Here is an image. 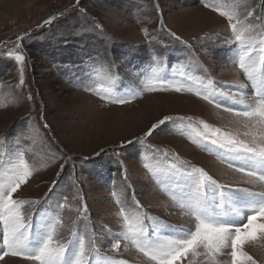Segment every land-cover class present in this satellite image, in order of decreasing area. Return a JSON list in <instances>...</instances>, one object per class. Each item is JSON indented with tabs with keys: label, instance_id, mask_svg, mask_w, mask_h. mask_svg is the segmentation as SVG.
I'll list each match as a JSON object with an SVG mask.
<instances>
[{
	"label": "rangeland",
	"instance_id": "1",
	"mask_svg": "<svg viewBox=\"0 0 264 264\" xmlns=\"http://www.w3.org/2000/svg\"><path fill=\"white\" fill-rule=\"evenodd\" d=\"M205 3L221 0H0V139L6 140L8 149L24 151L39 169L15 194L40 201L27 205L26 212L56 211L63 197L68 198L72 210L63 211L60 242L73 240V231L86 238L95 235L102 257L148 264L124 241L119 250L110 247L122 224L116 200L132 209L139 202L149 227L162 222L170 230L179 229L185 217L160 190L145 163L158 165L175 181L182 182L185 170L195 167L222 185L257 187L244 183L247 177L228 167L227 153L186 130L189 123L199 127L200 120L236 130L234 118L223 107L238 109L239 99L248 101L255 95L234 66L236 43L227 20ZM246 6L254 9V20L261 18L257 23L264 20V0H247ZM50 17L55 19L45 24ZM9 51L25 54L22 86L20 65ZM154 66L170 82L193 92L211 91L222 107L189 91H146ZM101 83L116 98H135L123 105L100 99L94 93ZM153 96L198 102L193 101L192 108L167 106L163 104L167 100L156 105ZM165 116L174 119L145 136ZM256 245H246L245 250L257 264H264V242ZM201 261L198 257L194 264ZM6 263L33 264L14 256L0 260Z\"/></svg>",
	"mask_w": 264,
	"mask_h": 264
},
{
	"label": "snow or ice",
	"instance_id": "2",
	"mask_svg": "<svg viewBox=\"0 0 264 264\" xmlns=\"http://www.w3.org/2000/svg\"><path fill=\"white\" fill-rule=\"evenodd\" d=\"M246 5L247 0H221L219 4L205 3L204 6L227 20L231 38L236 43L234 66L246 76L255 89V95L248 101L239 99L237 103L241 107L238 109L223 107V111L234 118L236 130L215 127L203 120L198 122L199 127L189 123L186 130L190 136L208 141L227 153L225 162L228 167L247 177L244 183L258 185V190L219 184L204 169L195 167L185 170L182 182L175 181L158 165L145 163L144 167L156 179L160 190L186 218V226L170 230L161 222L149 227L145 224L147 217L140 210L139 202L132 209L117 199L122 224L120 232L113 234L112 249L119 250L121 241H124L125 247L134 248L148 264H194L198 257L202 258L201 264H257L245 246L264 242V20L257 23L256 20L261 18L254 20V9ZM53 19L55 17H50L45 24ZM143 31L147 36V29ZM175 39L180 40V37L175 36ZM7 54L20 65L19 83L22 86L25 54L15 51ZM160 72L158 66L151 69L146 91L193 92L192 88H186L180 82L162 78ZM104 79L108 85L112 84L107 72ZM98 87L94 94L113 104L123 105L135 98H116L111 95L110 87L103 83ZM239 87L244 88L245 85ZM193 94L215 107H222L212 99L211 91L196 90ZM173 119L171 116L160 119L145 136H151L159 126ZM241 127L244 129L242 132L238 130ZM199 141L193 140L194 143ZM171 167L175 168V165ZM36 171L39 169L25 158L24 151L10 150L6 140L0 139V241L3 246L0 260L14 256L33 264H128L124 260L117 262L102 257L95 235L86 238L73 231V240L60 242L58 235L59 229L64 227L63 211L72 210L67 197L56 205V211L26 212L27 205L39 204L40 201L20 199L15 194ZM86 211L85 206L83 212ZM33 215L38 219L33 220Z\"/></svg>",
	"mask_w": 264,
	"mask_h": 264
},
{
	"label": "bare ground",
	"instance_id": "3",
	"mask_svg": "<svg viewBox=\"0 0 264 264\" xmlns=\"http://www.w3.org/2000/svg\"><path fill=\"white\" fill-rule=\"evenodd\" d=\"M159 97H161V96H159ZM159 97H156V96H153L152 98V100H154V101H157L156 102V105H157V103L160 101V100H167L166 102L167 103H163V104H165V105H167L168 103H172V104H174V105H182V106H188V107H193V105H194V102H198V101H194L192 98H185L184 100H181V99H179V98H175V97H172V98H169L170 96H163V97H161L160 99H158ZM166 97H168V99H165ZM156 98V99H155ZM184 98V97H183ZM188 99V100H187ZM191 99V100H190ZM194 101V102H193ZM92 105V104H91ZM168 106V105H167ZM116 110H121V109H116ZM118 114L120 113L119 111L117 112ZM120 116V115H119ZM196 155V157L199 159V157H201V156H199L198 157V155L197 154H195ZM202 161L204 162V163H208L209 161H207V159H205V158H202ZM221 170H223L224 171V168L222 167V168H220ZM258 185H257V187L255 188V190H258ZM254 190V191H255ZM185 220H183L182 221V223H181V225H183V226H186V218H184ZM257 244V242H255V243H253V245H256ZM256 246H259V245H256ZM250 253V252H249ZM253 256V255H252ZM14 261H18V260H14ZM6 264H9V263H6Z\"/></svg>",
	"mask_w": 264,
	"mask_h": 264
}]
</instances>
